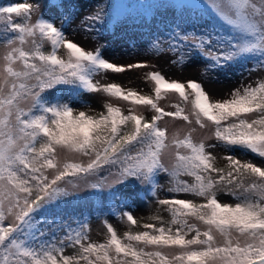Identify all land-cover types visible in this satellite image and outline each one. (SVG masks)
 Here are the masks:
<instances>
[{"label": "snow or ice", "instance_id": "1", "mask_svg": "<svg viewBox=\"0 0 264 264\" xmlns=\"http://www.w3.org/2000/svg\"><path fill=\"white\" fill-rule=\"evenodd\" d=\"M49 4L65 6L64 0ZM201 5L232 31L225 36L182 30L167 48L154 41V54L172 52L177 58L171 63L181 64L195 53L207 67L239 64L249 75L264 72V0H201ZM103 14L101 7L86 17L85 29L94 31L87 22L100 21ZM62 24L57 27L44 18L39 4L0 7V45L5 49L0 54V264H264V78L254 86L241 83L222 100H212L196 80H170L160 71L146 73L154 96L117 83L102 85L94 82L96 76L148 65L110 62L100 46L88 51L66 38ZM61 48L63 57L58 55ZM252 60L255 65H244ZM61 86L146 106L153 115L146 120L134 108L125 114L110 102L97 114L75 111L70 102L51 103L47 95ZM169 93L190 104V114L180 103L173 105L175 111L160 107ZM250 114L256 115L249 119ZM165 117L187 124L194 120L201 129L212 125L216 143L195 142V129L183 138L174 132L169 140L167 128L159 124ZM217 146L228 153L224 167H216V157L208 151ZM173 148L166 165L162 157ZM235 149L254 154L261 164L237 158ZM79 156L88 157V162L78 161ZM105 168L114 185L139 184L154 197L160 187L157 178L166 175L171 195L156 202L170 216L167 226L162 217L151 216L159 226L145 223L144 231L129 230L123 236L105 221L103 242L89 239L86 222L79 230L61 229L63 236H55L47 214L78 181L102 190L107 181L101 177L90 183L89 177ZM181 194L201 202L178 198ZM221 194L235 202H221ZM120 218L130 226L137 224L130 211ZM66 248L75 251L66 255Z\"/></svg>", "mask_w": 264, "mask_h": 264}, {"label": "rangeland", "instance_id": "2", "mask_svg": "<svg viewBox=\"0 0 264 264\" xmlns=\"http://www.w3.org/2000/svg\"><path fill=\"white\" fill-rule=\"evenodd\" d=\"M194 4H201V0H188ZM259 3V0H256ZM40 6V11L42 5ZM96 11V6H91L90 8L79 9L72 14L67 20L62 24V28L65 31L66 38L76 42L85 48V50L93 51L96 46H100L102 54L110 62L116 63L118 65L134 64L138 62H143L148 65L145 68H134L127 70L124 73H107L101 74L94 78V82H99L100 84L107 83H117L125 89L135 90L143 95H152L154 96L153 91V82L150 79H146V73L151 71H160L166 78L175 79L181 82H186L189 79L196 80L201 83L210 95L212 100H222L227 98V94L230 93L233 89L240 87L241 83L248 85L252 83L253 86L256 80L264 78V72L254 71L249 75L247 72H244L241 65H233L231 67H226L223 69H217L212 67H207V62L203 60L199 55L193 53L191 60L187 62H182L181 64L171 63L172 60L177 58L176 54L168 52L167 55L161 56L153 53H128L125 50L116 52L112 48H107L103 43V37L99 36L95 31L86 30L85 24L82 23L84 19ZM38 17V14L33 15V21ZM88 21L87 23H89ZM57 27H61V22L56 23ZM5 51L4 47L0 45V54ZM183 48L180 50L183 54ZM190 51V49H189ZM58 55L64 56L65 51L63 48L58 50ZM256 64L255 60H252L250 63L248 61L244 62L245 66L251 67ZM243 73V74H242ZM81 98L83 103H78L79 101L72 100L70 103L74 107L75 111H86L88 114H97L100 111H103V104L105 102H110L120 105L125 110L134 108L135 111L139 114L144 115L146 118L150 119L153 115V112L146 106H134L130 102L118 100L116 98L108 97L104 93H81ZM180 103L181 106L185 109V114H190L191 106L190 104H184L180 101L179 97L175 93L167 94L163 99L159 101V106L162 107L165 111H175L173 107L174 104ZM254 114H250V117H253ZM161 127L167 128V135L169 140H171L174 132H179L180 137L183 138L191 129H195L192 132V139L195 142L204 140L206 145L215 144L216 141L212 137L213 127L208 125L206 128L201 129L198 125L195 124L194 120L192 124H187L183 120L176 119L174 120L171 117H165L159 122ZM175 149H169L165 155L162 157L163 162L168 165L171 160V153ZM183 151V150H182ZM208 151L212 152L213 156L216 157L215 165L216 167H224L227 163L223 156L228 153L222 147L217 146L216 148H208ZM237 158L242 160H251L258 165L261 164V159L256 157L251 153L243 154L240 149H235L232 153ZM78 161L87 163L88 157L79 156L76 158ZM51 170H49L48 175L51 176ZM181 179L188 180L191 182L190 177H181ZM98 180L96 177H89L90 183H95ZM107 183L104 188L108 189L113 186V177L109 176L105 179ZM169 178L166 175H160V187L157 189L156 196L154 197L149 191H142L139 201H135L131 198H128L125 201H117V205L113 212L101 217L93 218L90 221H87V232L89 239L94 242H103L106 239V227L104 222L107 221L112 224L116 229L118 235H123L124 232L131 230L132 232L144 231L142 227L145 223H156L159 226L158 221H153L149 219L151 216H160L163 218V221L167 224L170 220V216L165 211L163 206L157 204L156 200L158 198H166L169 194L167 189L170 186L168 182ZM78 186L73 187L69 186V193L72 195H80L83 199H88L94 189L91 187L85 186L82 182H77ZM178 198H190L195 199L197 202H201L200 198H195L187 196L186 194H181ZM221 202L234 203L232 197L221 194L219 196ZM130 211L134 218L137 220L135 226H130L126 218L121 219L120 215L125 212ZM190 222H195L190 219ZM75 223V222H74ZM73 223V224H74ZM203 228L202 225H200ZM219 239V237H218ZM75 249L67 248V253H73ZM166 252L175 251L174 249H165Z\"/></svg>", "mask_w": 264, "mask_h": 264}, {"label": "trees", "instance_id": "3", "mask_svg": "<svg viewBox=\"0 0 264 264\" xmlns=\"http://www.w3.org/2000/svg\"><path fill=\"white\" fill-rule=\"evenodd\" d=\"M16 3L42 5L40 12L44 18L54 20L55 24L62 20L64 22L79 9L96 6L97 11L102 7L104 9L102 19L89 23L94 31L103 37L105 47L107 44V48H112L116 52L125 50L129 54L136 52L154 54V41H159L162 47L167 48L172 37L182 30L218 32L225 36L232 31L202 5L193 4L188 0H64L65 6L60 8L50 6L49 0H0V7ZM13 18L16 19L15 16ZM43 50L49 51V45L45 44ZM81 93L71 92L66 86H61L58 91L50 90L47 99L51 103H56L57 100L64 103L72 101L70 97H74V100L79 101L78 103H83ZM114 105L120 107L125 114L129 111L118 104ZM144 118L148 120L145 116ZM101 177L104 179L109 177L107 168L96 176L98 179ZM157 179L159 184L160 176ZM116 187L119 191L112 190ZM143 190L149 191L145 186L130 184L113 185L102 190L94 189L88 199L69 194L61 199L53 212L47 214L46 222H51L50 226L55 236H63L61 229L74 232L79 230L81 223L113 212L117 201H125L128 198L139 201ZM74 221L76 224H72ZM66 249V255L72 254L67 253Z\"/></svg>", "mask_w": 264, "mask_h": 264}]
</instances>
